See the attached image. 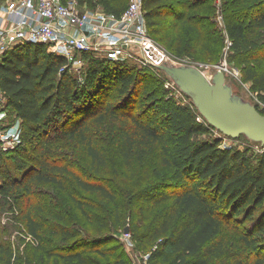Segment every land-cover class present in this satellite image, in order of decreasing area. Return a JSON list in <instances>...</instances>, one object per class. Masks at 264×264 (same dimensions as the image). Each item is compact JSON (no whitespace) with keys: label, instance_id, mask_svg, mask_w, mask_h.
I'll use <instances>...</instances> for the list:
<instances>
[{"label":"trees","instance_id":"obj_1","mask_svg":"<svg viewBox=\"0 0 264 264\" xmlns=\"http://www.w3.org/2000/svg\"><path fill=\"white\" fill-rule=\"evenodd\" d=\"M77 1L83 7L102 9L119 17L129 0ZM199 5L190 1L182 4L186 8L184 14H179L174 23L177 30L181 29L174 38L170 34L167 37L172 39V49L178 57L216 61L221 53H216L212 39L206 36L204 17L187 15V10ZM177 7L170 0H143L147 26L157 33L163 32L165 28L159 29L161 18L173 14ZM223 15L230 50L234 55L244 56L243 80L251 83L257 99L264 105V64H255L258 56L253 55L254 51L264 49L257 31L264 28V0L244 7L239 16ZM83 57L85 64L80 69L88 65L89 68L80 77L75 73L78 69L67 66L63 56L49 52L43 45L18 44L1 56L0 83L6 108L20 121L21 127L19 144L8 151L19 159L20 172L25 171L23 177L30 175L37 182L54 183L65 190L66 176H70L78 188L117 204L106 184L72 170L67 153L60 145L53 146V139L78 138L86 147L92 167L101 174L107 160L89 132L92 125L89 117L104 115L106 107L112 110L113 104H105V100L112 83H117L118 94L126 96L120 103L122 115L134 122V127L119 131L117 150L125 164L128 167L134 164L139 138H148L160 147V165L171 170L164 183L148 185L138 192L141 199L155 207L165 203L135 234L138 243L157 246L150 259L157 260L163 255V248L170 246L173 257L167 264H264V153L254 159L248 151L220 146L219 139L198 140V134L210 133L211 128L198 121L195 108L162 99L165 92L161 85L147 91V99L156 100L155 106L161 104L165 110L163 117L160 119L155 114L145 121L140 114L133 113L137 96L142 93L144 78L155 77L161 82L160 77L152 72L142 74V70L130 73L123 60H102L86 53ZM94 63L107 67L100 72ZM261 113L264 114V109ZM27 160L32 163L26 164ZM22 178L5 179L0 184L1 197L14 211L22 209L33 196L32 183L23 184ZM71 198L86 214V206L90 204L73 194ZM25 218L30 235L38 240L40 222L30 212ZM230 225L240 231L239 240L245 248L255 253L254 262L244 260L241 252H230L225 240L220 238L222 230ZM86 253V249L73 247L58 256L61 264H89ZM0 260L3 264H17L11 242H0ZM117 262L130 264L123 259ZM28 264L36 262L29 260Z\"/></svg>","mask_w":264,"mask_h":264},{"label":"rangeland","instance_id":"obj_2","mask_svg":"<svg viewBox=\"0 0 264 264\" xmlns=\"http://www.w3.org/2000/svg\"><path fill=\"white\" fill-rule=\"evenodd\" d=\"M170 1L178 5L177 10L161 18L162 24L159 29L165 28L163 32L157 33L153 28L148 27L147 34L150 40L144 41L146 43L145 57L133 54L132 57L123 60L125 69L130 73L142 70V74L152 72L161 79V82H158L155 77L144 78L142 93L137 96L133 113L140 114L145 121L155 114H158V118L161 119L165 111L161 109V104L158 103V106H155L156 100L147 99L149 96L147 91H150L153 86L161 85L165 92L162 99H170L178 105L195 108L198 121L211 128L210 133L198 134V140L219 139L220 146L248 151L249 155H253L256 159L264 153V143L252 139L247 134L236 138L224 134L206 117L202 94L206 89L213 93L215 89L220 88L229 101L240 110L255 108L261 113L264 109L251 83L243 80L241 60L244 56L234 55L230 50V39L225 29L223 15L225 13L229 16H239L244 7L260 0ZM186 1L192 4L200 3L198 8L187 10V15L199 14L204 17L206 36L212 39V48L216 53H221L218 60L208 62L193 56L178 57L173 51L172 39H168L167 35L170 34L174 38L180 31L181 28L177 30L174 23H177L179 14H184L186 8L181 5H184ZM4 6H6V0H0V9ZM257 31L260 34L259 42L263 46L264 28ZM253 55L258 56L255 64H264V49L254 51ZM93 66L100 72L105 71L107 67L99 63H94ZM88 68L89 65L83 70L79 68L75 73L82 77ZM114 84L112 83L113 86L111 85L105 100V104H113L112 110L106 107L104 115L89 117L92 123L89 132L95 136L107 160V165L102 169L101 174L92 167L86 147L78 138L55 140L54 136L50 137L54 140L53 146L60 145L61 149L67 153L66 159L70 168L85 178L106 184L114 193L117 204L109 203L97 194L78 188L70 176H66L68 187L65 190L58 188L54 183L37 182L30 175L24 178L25 171L20 172L19 159L13 156L12 151H8L17 145L0 143V184L4 183L5 179L13 181L23 177L21 183H32L33 186L31 200L23 204L19 211L10 209L9 204L0 195V242L13 244L17 264H28L29 260H34L36 264H61L58 254L66 253L73 247L86 249L89 264H118V259L128 261L130 264L146 262L147 264H154V262L167 264L173 257V249L165 246L163 255L157 260H151L157 248L155 243L140 244L135 238V234L147 224L150 216L165 204L155 207L152 203L141 199L138 192L148 185L164 183L170 177L171 170L160 165V147L148 138L143 140L139 138L137 160L131 167L125 164L117 150L119 131L122 128L134 127V122L128 116L122 115L123 104L120 103L126 96L118 94V84ZM3 103L0 100V106H3ZM114 106L115 109H113ZM222 109L221 106L220 110ZM8 113V121L11 122L15 117L13 113ZM16 121L15 118L13 123ZM28 163L32 162L27 160L26 164ZM16 165L19 166L18 169L14 168ZM71 194L90 204L86 206V214H83L74 204ZM28 212L41 224L38 240L34 239L28 231L25 218ZM126 228L129 229V233H125ZM239 232L230 225L222 230L220 238L225 240L230 252L235 254L241 252L244 260L254 262L255 253L250 248H245L244 243L239 240ZM0 264H3L1 260Z\"/></svg>","mask_w":264,"mask_h":264},{"label":"built area","instance_id":"obj_3","mask_svg":"<svg viewBox=\"0 0 264 264\" xmlns=\"http://www.w3.org/2000/svg\"><path fill=\"white\" fill-rule=\"evenodd\" d=\"M6 7L0 11V58L18 44H38L79 69L85 64L84 53L102 60L122 61L133 54L144 58V41L150 40L143 0H129L119 17L83 7L77 0H9ZM0 100V142L16 146L20 121L9 123L1 83Z\"/></svg>","mask_w":264,"mask_h":264},{"label":"water","instance_id":"obj_4","mask_svg":"<svg viewBox=\"0 0 264 264\" xmlns=\"http://www.w3.org/2000/svg\"><path fill=\"white\" fill-rule=\"evenodd\" d=\"M202 100L206 117L224 134L233 138L247 134L252 139L264 143V114L255 108L238 109L220 88L215 89L213 93L206 89ZM125 233H129L128 228Z\"/></svg>","mask_w":264,"mask_h":264},{"label":"crops","instance_id":"obj_5","mask_svg":"<svg viewBox=\"0 0 264 264\" xmlns=\"http://www.w3.org/2000/svg\"><path fill=\"white\" fill-rule=\"evenodd\" d=\"M6 1H9V0H6ZM6 10H7V7H6V6H4L3 9H0V11H1L2 13H4Z\"/></svg>","mask_w":264,"mask_h":264}]
</instances>
